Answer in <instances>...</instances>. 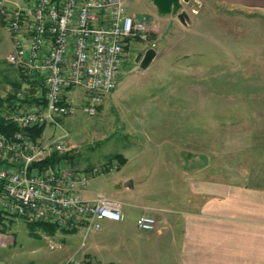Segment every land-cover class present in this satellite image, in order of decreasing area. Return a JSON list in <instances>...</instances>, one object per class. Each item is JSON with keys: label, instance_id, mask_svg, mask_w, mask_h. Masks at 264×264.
Segmentation results:
<instances>
[{"label": "rangeland", "instance_id": "374dc122", "mask_svg": "<svg viewBox=\"0 0 264 264\" xmlns=\"http://www.w3.org/2000/svg\"><path fill=\"white\" fill-rule=\"evenodd\" d=\"M145 1L123 3L128 17L145 18V37L123 42L114 91L100 95L93 116L82 112L85 97L76 91L81 100H74L75 112L53 115L40 140L66 135L71 167L89 177L82 197L115 199L125 217L101 221V231L83 242L81 231L46 234L6 217L0 264H62L71 258L160 264L162 251L149 242V232L135 227L142 207L182 196L186 176L227 179L235 188L260 179L264 190V17L212 0H186L179 23L176 15L157 16ZM6 33L0 22V98L19 80L5 62L11 51ZM149 49L155 58L140 70L134 57ZM181 162L185 176L168 166Z\"/></svg>", "mask_w": 264, "mask_h": 264}, {"label": "built area", "instance_id": "2783aa9c", "mask_svg": "<svg viewBox=\"0 0 264 264\" xmlns=\"http://www.w3.org/2000/svg\"><path fill=\"white\" fill-rule=\"evenodd\" d=\"M123 1L0 0V22L11 45L5 62L27 85L11 95L22 101L31 87L41 99L11 108L4 120L19 129L54 123L53 115L75 112L74 102L81 100L75 94L78 90L86 101L82 112L93 116L100 95H109L116 87L123 42L145 37V18L128 17ZM64 139L66 135L41 143V138L29 139L21 131L11 138L0 134V214L26 224L51 225L59 232L81 231L83 242L89 233L101 231V221L122 220L120 205L106 196L79 197L89 177L71 167ZM63 154L67 158L44 162ZM134 222L142 233L155 229V221L146 214ZM62 264L109 263L71 258Z\"/></svg>", "mask_w": 264, "mask_h": 264}, {"label": "crops", "instance_id": "0c3cea01", "mask_svg": "<svg viewBox=\"0 0 264 264\" xmlns=\"http://www.w3.org/2000/svg\"><path fill=\"white\" fill-rule=\"evenodd\" d=\"M212 1L227 9L264 17V0ZM168 164L185 176L183 162L179 167ZM250 181L247 179L244 188H235L227 179L186 176L182 196L142 207L137 218L146 214L155 221L154 231L146 237L162 251L160 264H264V190L259 189L260 179ZM83 194L79 197L88 200Z\"/></svg>", "mask_w": 264, "mask_h": 264}, {"label": "trees", "instance_id": "16d2710c", "mask_svg": "<svg viewBox=\"0 0 264 264\" xmlns=\"http://www.w3.org/2000/svg\"><path fill=\"white\" fill-rule=\"evenodd\" d=\"M126 47V46H125ZM17 71L18 74H16L19 78L18 81H14V83H12L11 86V90L14 89H18L21 87L22 85V76H20V72L15 69ZM36 93L37 90L34 88H29L28 91L26 92V97L21 101V100H16L11 94L6 93V95L4 97L0 98V134L5 135L8 138H11L16 131H21L23 132L24 135H26L29 139L32 140H36L38 141L41 138L42 135V128L43 126H29V128H18L16 125L9 123V121L4 120L3 115L8 114L9 110L11 108H15V107H23V106H28L29 104L35 103L37 104L38 101H41L40 98L36 97ZM40 94H42V90L39 92ZM64 157L67 158V156H65L64 154L58 157L52 156V158L50 157L49 159H47L46 161H44L45 163H52L57 161L59 158ZM121 163V161H120ZM6 218L4 216H2L0 214V235H2V222L5 220ZM27 228L30 231H33V229H40V231L44 232V233H49V234H54V232L56 231L54 226L51 225H43L40 224L39 222H34L33 224H26ZM63 233H66L67 235L70 233H67L66 231H62Z\"/></svg>", "mask_w": 264, "mask_h": 264}, {"label": "water", "instance_id": "95a60500", "mask_svg": "<svg viewBox=\"0 0 264 264\" xmlns=\"http://www.w3.org/2000/svg\"><path fill=\"white\" fill-rule=\"evenodd\" d=\"M154 6L157 16L169 15L175 16L177 19L182 22V19L185 17L179 12L181 9V2L186 4V0H148ZM181 1V2H180ZM155 51L153 49L147 50L143 55H135L134 64L138 63L140 70H145L149 67L150 62L154 59Z\"/></svg>", "mask_w": 264, "mask_h": 264}, {"label": "flooded vegetation", "instance_id": "af4514ba", "mask_svg": "<svg viewBox=\"0 0 264 264\" xmlns=\"http://www.w3.org/2000/svg\"><path fill=\"white\" fill-rule=\"evenodd\" d=\"M124 3H127V4H131L132 2H133V0H124L123 1ZM146 3H149L151 6H153L152 4H151V2H149L148 0H146L145 1ZM181 2V1H180ZM154 7V6H153Z\"/></svg>", "mask_w": 264, "mask_h": 264}]
</instances>
